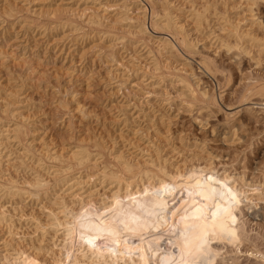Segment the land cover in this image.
<instances>
[{
	"label": "rangeland",
	"instance_id": "374dc122",
	"mask_svg": "<svg viewBox=\"0 0 264 264\" xmlns=\"http://www.w3.org/2000/svg\"><path fill=\"white\" fill-rule=\"evenodd\" d=\"M177 206L198 264H264V0H0V264Z\"/></svg>",
	"mask_w": 264,
	"mask_h": 264
},
{
	"label": "bare ground",
	"instance_id": "6f19581e",
	"mask_svg": "<svg viewBox=\"0 0 264 264\" xmlns=\"http://www.w3.org/2000/svg\"><path fill=\"white\" fill-rule=\"evenodd\" d=\"M251 1H255V0H251ZM152 5L150 8V18H151V20L152 19L155 20V17L157 16V14H156L157 12H156L154 6H152ZM155 22H153V20H152L151 23H155ZM84 157H80L79 164L83 165V163L85 162ZM86 162H87V160H86ZM128 169L130 170V168H128ZM114 176H116V175H114ZM43 186L44 185H42V187ZM71 187L72 186H70V188ZM179 191H180L179 196L183 197V198L187 197L189 194H191L190 188H188V187H184ZM180 197H179V199H180ZM182 199H180V200H182ZM169 213H171L172 216L168 219H165L161 223L160 226H153V224H150L144 228L139 227L136 230H131L127 234H125V232H127L125 230V226L128 223V219L125 215L124 218H122L123 221L120 224L122 226V228L124 227L122 229V236H123L122 239L123 238L126 239L127 245H125V246H126V248H127V246L130 247V249L125 250V252H124L122 249L119 250L113 244L106 243L105 244L106 246H108L110 248H114V249H116V251L115 252L107 251V250L102 251L100 249H103L102 246L104 245V243H101L97 238H95V242L97 241L96 243H97V245L100 246V248H98L97 250H93L92 248L87 247L85 249V252L83 254H81V256L83 258L87 255L88 252L90 253V255H88L84 258L85 264H109V263H111V264H198V262L201 261L200 257L198 255H196V253L192 250H189L188 252L186 251L187 253H190V257H191L190 259L193 260L190 263L188 261V258H187L188 257L187 253L181 252L180 245L176 244V242H174L172 240V238L169 237V234H168L169 230L171 229V226L175 225L178 227L179 223L183 220V217L185 215V211L183 210V208L181 206H177L175 209H172L171 211H169ZM176 214H179V216L177 218H175L176 220H174L173 218H174V216H177ZM55 219H57V217ZM59 225H61V224L60 223L56 224V226H59ZM159 228H160L159 232H156L153 234H148V235L143 234L146 231H149L150 229L157 230ZM74 232L75 233L78 232V234L83 237V231L81 229L74 230L73 233ZM133 236H135V237L133 238ZM163 238L167 239L169 246H168L167 250H164L165 254H163L162 257H159V258H161V259H159L158 255H157V252H159V251L157 249H158L159 244H160L159 241L162 240ZM82 251L83 250H81L80 252L78 251V252L81 253ZM78 252H77V254H78ZM124 253H131V254L130 255H124ZM87 258H89L88 263L86 261ZM186 261H188V262H186Z\"/></svg>",
	"mask_w": 264,
	"mask_h": 264
},
{
	"label": "snow or ice",
	"instance_id": "6c2138e0",
	"mask_svg": "<svg viewBox=\"0 0 264 264\" xmlns=\"http://www.w3.org/2000/svg\"><path fill=\"white\" fill-rule=\"evenodd\" d=\"M81 240L83 241L84 244H86L88 247L92 248L93 250H97L98 248H100L99 245H97V243L92 240V239H87L85 240L83 237L81 238ZM100 250H107V251H112V252H115L116 249L114 248H110L108 246L105 245V247L103 249H100ZM131 253H124V255H130Z\"/></svg>",
	"mask_w": 264,
	"mask_h": 264
}]
</instances>
